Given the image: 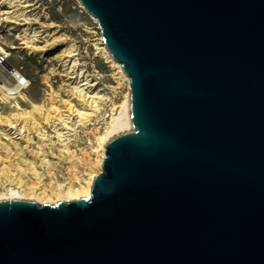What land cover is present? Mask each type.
<instances>
[{
	"label": "water",
	"instance_id": "95a60500",
	"mask_svg": "<svg viewBox=\"0 0 264 264\" xmlns=\"http://www.w3.org/2000/svg\"><path fill=\"white\" fill-rule=\"evenodd\" d=\"M132 77L91 199L0 202V264H264V0H79Z\"/></svg>",
	"mask_w": 264,
	"mask_h": 264
},
{
	"label": "rangeland",
	"instance_id": "374dc122",
	"mask_svg": "<svg viewBox=\"0 0 264 264\" xmlns=\"http://www.w3.org/2000/svg\"><path fill=\"white\" fill-rule=\"evenodd\" d=\"M21 1L29 7L18 8L25 15L19 25L5 23L2 14L11 10L0 6V48L9 67L30 82L7 96L4 88L16 83L0 67V197L10 189L29 196L33 189L40 201L57 202L103 173L99 139L122 114L130 82L101 52L103 33L79 0ZM69 50L77 56L66 58ZM83 80L90 100L75 92Z\"/></svg>",
	"mask_w": 264,
	"mask_h": 264
},
{
	"label": "bare ground",
	"instance_id": "6f19581e",
	"mask_svg": "<svg viewBox=\"0 0 264 264\" xmlns=\"http://www.w3.org/2000/svg\"><path fill=\"white\" fill-rule=\"evenodd\" d=\"M24 2H22L21 0H0V6H8L9 9L11 11L8 12H4L2 14L3 17V21L5 23L8 24H14V25H19L18 22L19 21H23L25 18L24 14H18L19 9L18 8H23L26 9L29 6L28 5H23ZM14 28H12L11 30H13ZM30 40H32L34 42V39L37 38V36H27ZM103 43L105 45V48L101 49V52L107 56L110 60H112L113 62L117 63L120 67H122L123 69V74L128 78L129 82H130V88L132 86V77L129 74V71L126 67V65L124 64V62L122 61L120 55H117L116 52L110 48L108 40L104 37L103 39ZM0 54H5L4 51L0 48ZM77 56L76 52L74 50H69L68 55H66V58L72 59L73 57ZM89 82L88 80H83L82 82H79L77 84V87L75 88V92L76 94H78L80 97H84V98H88L90 100L91 97H88V87L89 86ZM91 88V87H89ZM6 95L7 96H17L18 94H20V92H22V90H24L23 88H21L20 85L17 84V86H13L11 88H4ZM130 92V90H129ZM129 97H130V93H129ZM129 97L127 101L124 102L123 104V110H122V114L112 120L110 127L108 128V131L106 132V134L101 137L99 139L102 147L104 148V150L107 152V150L113 146L115 143H117L118 141L128 137L131 133H133V127L132 124L129 120V114H128V104H129ZM25 133V132H24ZM21 135V132L19 134L15 133L14 135H17L16 139H22V137L24 136ZM106 159V157H105ZM104 159V160H105ZM93 184H94V179H92L86 186L85 189H82L81 191H76L73 192L71 190H69L66 195L63 198H59V200L57 202H50L49 200L47 201H40V198L38 195H35L33 189L30 192L29 196H25L23 195V193L21 192V190L18 189H10L8 190L7 194L0 197V202H4V201H21V202H29V203H34V204H38L40 206H44V205H50V206H54L57 205L59 203H71V202H77V201H84V200H90L91 199V194H92V190H93Z\"/></svg>",
	"mask_w": 264,
	"mask_h": 264
},
{
	"label": "built area",
	"instance_id": "2783aa9c",
	"mask_svg": "<svg viewBox=\"0 0 264 264\" xmlns=\"http://www.w3.org/2000/svg\"><path fill=\"white\" fill-rule=\"evenodd\" d=\"M5 56H7V55L6 54H0V67L8 69L10 76L12 77V79L16 83L15 86H17V84H18L24 90L28 89L30 87V82L26 78H24L17 70L9 67L8 62H7V58ZM24 90H22V91H24Z\"/></svg>",
	"mask_w": 264,
	"mask_h": 264
}]
</instances>
